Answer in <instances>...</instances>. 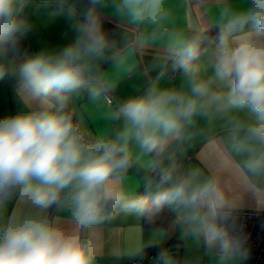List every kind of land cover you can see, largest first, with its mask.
<instances>
[{"label": "clouds", "instance_id": "clouds-1", "mask_svg": "<svg viewBox=\"0 0 264 264\" xmlns=\"http://www.w3.org/2000/svg\"><path fill=\"white\" fill-rule=\"evenodd\" d=\"M33 3L51 7L50 15L67 20L75 36L17 65L9 54L34 28L20 15ZM164 4L0 0V84L10 86L15 105L14 114L0 115V264H94L96 237L117 208L146 223L169 208L191 235L202 237L217 264H247L240 201L199 168H183L178 157L196 135L219 125L226 133L221 146L239 157L234 163L242 189L254 198L253 209L264 212V0H185L186 9L191 4L206 13L210 24L197 16L154 49L171 17ZM109 17L151 28L126 39L125 49L150 56V66L170 64L180 77L109 106L107 116L117 127L89 143L66 101L81 90L93 100L106 94L92 80L114 47ZM212 28L218 29L214 38L207 35ZM209 42L208 58L196 62ZM198 120L205 128L197 129ZM134 165L156 174L157 190L144 189L150 199H128ZM53 208L60 214L50 215ZM149 245L129 238L113 255L139 257ZM153 260L175 264L163 250Z\"/></svg>", "mask_w": 264, "mask_h": 264}, {"label": "crops", "instance_id": "crops-1", "mask_svg": "<svg viewBox=\"0 0 264 264\" xmlns=\"http://www.w3.org/2000/svg\"><path fill=\"white\" fill-rule=\"evenodd\" d=\"M165 8L170 10L171 17L162 23L160 32L153 48H158L167 38V33L173 30H187L195 17H200L202 22L209 23L207 14L194 8L191 4L186 9L185 0H165ZM51 7L33 3L24 8L20 14L29 18L34 28L25 36L27 47L23 54L26 59L40 51L51 52L70 43L75 36L69 22L63 17H52ZM106 27L110 38L115 42L108 58L99 62L93 75L92 83L99 82L108 86L113 93V100H108L104 95L93 100L86 90L73 94L67 99L68 110L72 108L73 120L83 132L89 143L95 142L101 133L111 132L117 124L108 116V107L115 108L118 103L133 95H141L154 84L166 85L175 83L180 77V70H173L169 64L166 68L159 65L150 66L151 57L148 55L134 54L125 49L126 39L134 38L140 32H151V28H139L125 20L109 17ZM218 29L212 28L207 35L216 37ZM214 45L209 42L201 47L199 61L208 58L209 51ZM163 73V75H161ZM205 128L204 121H197V129ZM194 129L193 131H196ZM225 131L219 126L213 127L205 135L196 137L183 146L179 161L183 168H199L205 178L214 177L224 188L226 194L240 201L241 209H253L255 200L252 195L241 187L239 177L235 170V161L239 157L231 155L226 147H222ZM129 200L137 197L149 199L151 192H145L149 185L152 192L157 190L158 180L156 174L145 173L139 166L134 165L128 173ZM60 210L53 208L50 215H58ZM175 220L167 227H146L143 217L130 210L117 208L114 220L103 227L95 243L100 253L94 264H131L137 257L121 256L115 258L113 253L122 248L129 238H135L149 245L148 250L154 247H164L174 259L175 264H217L216 257L207 250L202 237L190 234L187 226L178 219L177 213L172 211ZM162 234V235H161ZM143 250V251H144ZM180 261L178 263V257Z\"/></svg>", "mask_w": 264, "mask_h": 264}, {"label": "built area", "instance_id": "built-area-1", "mask_svg": "<svg viewBox=\"0 0 264 264\" xmlns=\"http://www.w3.org/2000/svg\"><path fill=\"white\" fill-rule=\"evenodd\" d=\"M104 86L107 88L104 97L113 100L111 89ZM240 223L248 236V245L251 251L247 264H264V212L257 213L254 209H242ZM162 250L168 252L161 246L144 250L141 256L131 261V264H155L153 258Z\"/></svg>", "mask_w": 264, "mask_h": 264}, {"label": "trees", "instance_id": "trees-1", "mask_svg": "<svg viewBox=\"0 0 264 264\" xmlns=\"http://www.w3.org/2000/svg\"><path fill=\"white\" fill-rule=\"evenodd\" d=\"M27 47V43L24 37L20 38L18 46L10 52L9 58L16 63L17 65H20L26 61V59L23 56V52ZM67 109L68 104L66 101ZM150 199V198H149ZM175 220V217L172 214V210L169 208H164L160 213L156 214L151 220H149L147 223L144 221L143 218V224L146 227H167L172 221ZM178 257V263L180 261V257Z\"/></svg>", "mask_w": 264, "mask_h": 264}, {"label": "rangeland", "instance_id": "rangeland-1", "mask_svg": "<svg viewBox=\"0 0 264 264\" xmlns=\"http://www.w3.org/2000/svg\"><path fill=\"white\" fill-rule=\"evenodd\" d=\"M23 56L25 58L24 54ZM14 108L15 105L11 96L10 86L8 84H0V115L6 112H11L14 114ZM70 111L73 112L72 108Z\"/></svg>", "mask_w": 264, "mask_h": 264}]
</instances>
